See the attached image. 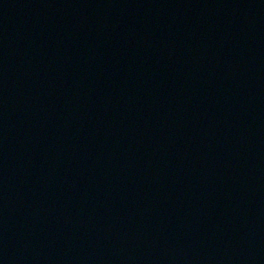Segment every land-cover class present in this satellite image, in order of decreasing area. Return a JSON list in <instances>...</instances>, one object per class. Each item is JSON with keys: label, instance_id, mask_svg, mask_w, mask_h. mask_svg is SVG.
<instances>
[{"label": "water", "instance_id": "1", "mask_svg": "<svg viewBox=\"0 0 264 264\" xmlns=\"http://www.w3.org/2000/svg\"><path fill=\"white\" fill-rule=\"evenodd\" d=\"M0 264H264V0H0Z\"/></svg>", "mask_w": 264, "mask_h": 264}]
</instances>
